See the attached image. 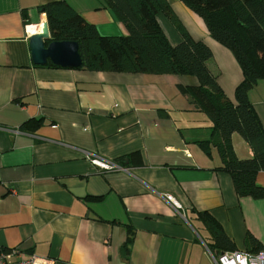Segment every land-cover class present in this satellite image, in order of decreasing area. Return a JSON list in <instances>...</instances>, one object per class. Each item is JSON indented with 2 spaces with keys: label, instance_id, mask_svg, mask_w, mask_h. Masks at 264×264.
<instances>
[{
  "label": "crops",
  "instance_id": "crops-1",
  "mask_svg": "<svg viewBox=\"0 0 264 264\" xmlns=\"http://www.w3.org/2000/svg\"><path fill=\"white\" fill-rule=\"evenodd\" d=\"M59 1L101 36L128 34L102 0H0V252L54 264H214L192 225L209 237L197 220L203 212L238 251H254L248 236L264 248V201L239 198L231 176L217 170V151L203 149L211 124L179 89L195 87V78L34 65L29 38L47 23L40 8ZM167 2L210 47L208 67L235 102L243 74L233 54L180 0ZM157 21L172 46L181 43L165 15ZM249 98L264 128V80ZM239 137L237 156L251 158ZM94 158L122 170H101ZM257 184L264 187V172Z\"/></svg>",
  "mask_w": 264,
  "mask_h": 264
},
{
  "label": "trees",
  "instance_id": "trees-1",
  "mask_svg": "<svg viewBox=\"0 0 264 264\" xmlns=\"http://www.w3.org/2000/svg\"><path fill=\"white\" fill-rule=\"evenodd\" d=\"M205 23L210 36L227 48L239 64L243 80L231 101L208 67L213 59L210 47L196 41L178 21L167 0H102L128 34L120 37L101 36L94 25L87 23L65 1L40 8L47 17L50 42H76L83 64L78 70L117 74L173 75L193 77L195 87H179L196 110L203 112L211 124V139L202 142L211 156V148L220 157L218 171L229 174L239 198L264 201V187L257 176L264 172V128L250 101L251 90L264 80V0H180ZM165 15L181 37L172 46L161 29L157 17ZM48 67L59 68L51 63ZM36 125L38 121L32 122ZM239 135L251 148L253 156L239 158L233 145ZM197 220L209 233L205 240L215 255L238 251L222 226L208 213H198ZM134 240V231L122 247L127 260ZM263 246L248 236L246 246Z\"/></svg>",
  "mask_w": 264,
  "mask_h": 264
},
{
  "label": "water",
  "instance_id": "water-1",
  "mask_svg": "<svg viewBox=\"0 0 264 264\" xmlns=\"http://www.w3.org/2000/svg\"><path fill=\"white\" fill-rule=\"evenodd\" d=\"M50 30L45 23L40 35L29 38L31 56L34 65L47 66L49 63L63 69H79L83 60L78 43L50 42Z\"/></svg>",
  "mask_w": 264,
  "mask_h": 264
},
{
  "label": "built area",
  "instance_id": "built-area-1",
  "mask_svg": "<svg viewBox=\"0 0 264 264\" xmlns=\"http://www.w3.org/2000/svg\"><path fill=\"white\" fill-rule=\"evenodd\" d=\"M91 162L95 167L104 171L122 170L120 165L101 158L91 159ZM167 199L177 210L180 209V206L176 204L171 197ZM210 254L214 264H264V251L256 254L246 251L225 252L219 255L210 252ZM0 264H54V261L39 258H21L14 260L11 255L0 252Z\"/></svg>",
  "mask_w": 264,
  "mask_h": 264
},
{
  "label": "rangeland",
  "instance_id": "rangeland-1",
  "mask_svg": "<svg viewBox=\"0 0 264 264\" xmlns=\"http://www.w3.org/2000/svg\"><path fill=\"white\" fill-rule=\"evenodd\" d=\"M236 137H239V136L236 135ZM239 138H240V137H239ZM192 225L195 226V228H196L197 231L200 233V235H201V237H202L203 239H207V237L204 235V232H203L202 230H200V229L198 228V226H196L195 224H192Z\"/></svg>",
  "mask_w": 264,
  "mask_h": 264
}]
</instances>
